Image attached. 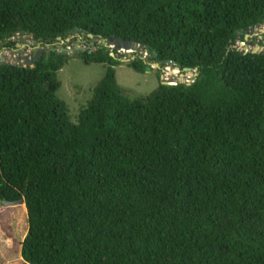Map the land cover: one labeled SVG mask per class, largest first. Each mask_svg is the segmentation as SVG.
Returning a JSON list of instances; mask_svg holds the SVG:
<instances>
[{
	"label": "trees",
	"instance_id": "obj_1",
	"mask_svg": "<svg viewBox=\"0 0 264 264\" xmlns=\"http://www.w3.org/2000/svg\"><path fill=\"white\" fill-rule=\"evenodd\" d=\"M262 26L264 0H0L1 49L78 33L200 74L132 99L117 51L77 52L106 72L75 122L70 56L0 64V208L29 221L14 264H264V54L234 48Z\"/></svg>",
	"mask_w": 264,
	"mask_h": 264
},
{
	"label": "rangeland",
	"instance_id": "obj_2",
	"mask_svg": "<svg viewBox=\"0 0 264 264\" xmlns=\"http://www.w3.org/2000/svg\"><path fill=\"white\" fill-rule=\"evenodd\" d=\"M264 26L258 28L256 36H262L260 32ZM264 37V36H263ZM73 43H59L53 46H43L33 40L30 36L17 35L13 42L14 47L0 48V64H14L27 67L34 60L38 51L50 52L52 49L60 53H69L70 63L60 73L59 79L62 81V89L58 96L64 100L70 107L71 116L76 122L80 111L85 108L93 97L95 86L103 79L106 68L102 65L86 66L79 58L74 46H81L92 52L107 49L111 52L117 51V56L113 53L117 60H133L136 57L142 58L147 65L152 68L153 72L147 74H138L131 68L127 67L129 63H123L117 67L118 83L128 91L132 99L141 96H148L157 89L160 84L159 76H164L163 82L171 83L174 80L178 81L179 75H169L174 67L167 66L160 69L156 68L152 62L149 53L143 48L125 49L120 47L117 49L116 44L109 41L95 40L87 37L84 34H74L70 36ZM95 44L93 47L92 44ZM240 42L235 45V49L239 48ZM46 47V51L44 48ZM253 48H249L252 50ZM4 59V60H3ZM178 75V76H177ZM189 79V78H187ZM162 81V80H161ZM2 203L0 202V207ZM29 233L28 212L24 202L11 204L0 208V264H14L23 261L22 244Z\"/></svg>",
	"mask_w": 264,
	"mask_h": 264
},
{
	"label": "water",
	"instance_id": "obj_3",
	"mask_svg": "<svg viewBox=\"0 0 264 264\" xmlns=\"http://www.w3.org/2000/svg\"><path fill=\"white\" fill-rule=\"evenodd\" d=\"M253 29H246L245 32L246 33L247 32H250ZM260 32L264 35V29H262ZM88 37L91 38V39L102 40L103 42H107V40H104V39H101V38H95L93 35H88ZM246 38H249V35L246 36ZM58 41L61 42V43H63V44L73 43L70 39L63 40V38H58ZM239 41H240V45H239L238 51H244L245 52V55H247V54L263 55L264 54V48L263 47L256 46L252 50H249V47L247 46V44L244 41V38L243 37H240L239 38ZM92 46L94 47L95 44L93 43ZM117 49L119 50L120 47L117 46ZM44 51H46V47L44 48ZM52 51H55V49H52ZM86 51H87V49H85V48H83L81 46H77V52L78 53H82V52H86ZM64 54L70 56V55H73L74 53H72V54L64 53ZM111 56L114 57V55H111ZM39 59L40 58H37L36 60H33L31 63L28 64L27 67H34L35 63L37 61H39ZM120 61L122 63H130L131 62V60H120ZM155 66H156V68L160 69V65L159 64H155ZM169 66L174 67V69L171 72V74L178 73L179 78H178V81L177 80H174V82H171V83L163 82V85L164 86L175 87V86H178L179 84H186L188 86H191L194 83V81L200 75L198 69L193 70V69H190V68H186V69H183L182 70L179 66H177L173 62H170L169 63ZM151 70H152V68L148 65L147 71L150 72ZM187 78H189V79H187ZM161 80L162 81L164 80V76L161 77Z\"/></svg>",
	"mask_w": 264,
	"mask_h": 264
},
{
	"label": "flooded vegetation",
	"instance_id": "obj_4",
	"mask_svg": "<svg viewBox=\"0 0 264 264\" xmlns=\"http://www.w3.org/2000/svg\"><path fill=\"white\" fill-rule=\"evenodd\" d=\"M255 32H256V29H253V30H251L250 32H241L240 34H239V36H238V41H237V43H239L240 41H239V38L240 37H243L244 38V41L246 42V44H247V46L249 47V48H255L256 46H260V47H263L264 48V35H262V36H256V35H258V34H255ZM249 35V38H246V36H248ZM74 48H75V50H76V52H77V46H74ZM43 54H44V52H42V51H38L37 53H36V55H35V57H34V60H36L37 58H41L42 56H43ZM138 60H141L142 58H140V57H136Z\"/></svg>",
	"mask_w": 264,
	"mask_h": 264
},
{
	"label": "bare ground",
	"instance_id": "obj_5",
	"mask_svg": "<svg viewBox=\"0 0 264 264\" xmlns=\"http://www.w3.org/2000/svg\"><path fill=\"white\" fill-rule=\"evenodd\" d=\"M175 74H178V73H174V74H171V73H170L169 75H175Z\"/></svg>",
	"mask_w": 264,
	"mask_h": 264
}]
</instances>
